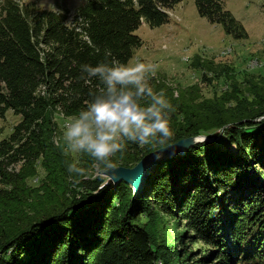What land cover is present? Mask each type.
<instances>
[{"label": "trees", "instance_id": "obj_1", "mask_svg": "<svg viewBox=\"0 0 264 264\" xmlns=\"http://www.w3.org/2000/svg\"><path fill=\"white\" fill-rule=\"evenodd\" d=\"M180 2L86 0L72 18L66 6L0 0V116L9 109L21 116L0 141V264H186L159 253L138 222L149 198L164 213H179L193 237L218 245L198 259L201 264H264V119L255 121L264 116V94L255 107L226 118L200 119L204 105L170 102L171 140L124 145L115 164L134 166L155 148L222 127L228 142H201L158 161L133 198L128 183L100 187L101 177L80 179L75 190L61 178L64 163L58 170L50 162L59 159L48 137L56 125L52 114L77 115L104 91L80 65L130 61L142 45L140 25L167 23ZM194 2L200 16L242 37L223 0ZM40 158L57 175L29 189L25 178Z\"/></svg>", "mask_w": 264, "mask_h": 264}, {"label": "rangeland", "instance_id": "obj_2", "mask_svg": "<svg viewBox=\"0 0 264 264\" xmlns=\"http://www.w3.org/2000/svg\"><path fill=\"white\" fill-rule=\"evenodd\" d=\"M35 1L50 9L66 6L73 18L76 8L86 0ZM223 4L239 23L242 37L230 35L221 24L211 23L200 16L194 0H181L168 11L167 23L157 27H151L147 22L140 25L136 33L141 37L142 45L135 49L133 58L129 61L132 65L137 62L157 65L154 74L145 72L144 82L152 87L154 93L164 92L171 103L174 101L186 105L194 102L204 105L205 110L200 112V119L216 114L226 118L244 112L255 107L257 99L264 94V0H223ZM152 102L146 93L139 100L142 106ZM75 116H66L59 111L52 114L56 125L48 137L57 153L52 156L56 155L59 159L57 164L52 160L50 162L58 170L65 167L64 176L61 178L65 177L73 182L72 187L75 190L78 180L83 178L101 177L104 181L100 187H117L120 183L115 185L111 178L102 175L107 161L101 162L88 153L72 151L68 147L64 132ZM263 119L264 116H260L255 121ZM20 120L21 116L11 109L7 110L4 116H0V141L9 137ZM177 124H180V121ZM224 130L222 127L212 135H200L208 136L203 142L220 144L226 141ZM121 143L132 144L127 138H122ZM228 144L230 150L236 148L235 145ZM108 159H115V156ZM72 165L83 168L85 173H69L67 168ZM56 175L47 171L44 159L40 158L30 175L26 176L25 182L29 189H38L50 176ZM145 185L146 180L141 190ZM234 196L233 193L230 201L232 205ZM144 206L138 222L149 230L159 253L164 256L174 255L177 263L187 259L186 264L192 261L201 264L198 262L200 257L218 251V245H207L193 237L194 233L179 213H164L150 198ZM261 210L264 211V208ZM225 211L229 214L226 208Z\"/></svg>", "mask_w": 264, "mask_h": 264}, {"label": "clouds", "instance_id": "obj_3", "mask_svg": "<svg viewBox=\"0 0 264 264\" xmlns=\"http://www.w3.org/2000/svg\"><path fill=\"white\" fill-rule=\"evenodd\" d=\"M104 56L112 57L107 50ZM156 67L145 62L132 65L116 58L110 64L102 58L95 65H80L89 78L101 82L104 91L78 111L66 126L64 137L72 151L85 152L101 162L107 161L102 175L113 181L119 178L117 167L114 160L108 158L124 150L122 138L140 146L164 145L172 138V106L164 92L154 93L152 87L144 82L145 72L154 74ZM145 93L153 102L142 106L138 100ZM67 171L79 175L85 173L83 168L75 165L69 166Z\"/></svg>", "mask_w": 264, "mask_h": 264}, {"label": "water", "instance_id": "obj_4", "mask_svg": "<svg viewBox=\"0 0 264 264\" xmlns=\"http://www.w3.org/2000/svg\"><path fill=\"white\" fill-rule=\"evenodd\" d=\"M207 138L208 136L205 135L185 137L149 152L132 167L116 166L119 178L113 182L115 185L123 181L128 183L132 187L135 197L140 192L147 176L158 161L168 157L185 155L190 147L207 140Z\"/></svg>", "mask_w": 264, "mask_h": 264}, {"label": "bare ground", "instance_id": "obj_5", "mask_svg": "<svg viewBox=\"0 0 264 264\" xmlns=\"http://www.w3.org/2000/svg\"><path fill=\"white\" fill-rule=\"evenodd\" d=\"M178 141V140H177ZM176 142V141H175Z\"/></svg>", "mask_w": 264, "mask_h": 264}]
</instances>
